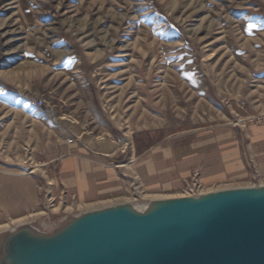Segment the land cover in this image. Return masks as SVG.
I'll list each match as a JSON object with an SVG mask.
<instances>
[{
    "label": "rangeland",
    "instance_id": "1",
    "mask_svg": "<svg viewBox=\"0 0 264 264\" xmlns=\"http://www.w3.org/2000/svg\"><path fill=\"white\" fill-rule=\"evenodd\" d=\"M250 124L264 127V0H0V248L107 205L262 186L257 173L206 185L196 170L152 192L127 170L160 144ZM102 145L118 148L122 192L69 197L58 161Z\"/></svg>",
    "mask_w": 264,
    "mask_h": 264
},
{
    "label": "water",
    "instance_id": "2",
    "mask_svg": "<svg viewBox=\"0 0 264 264\" xmlns=\"http://www.w3.org/2000/svg\"><path fill=\"white\" fill-rule=\"evenodd\" d=\"M4 241L0 264H264V186L119 204Z\"/></svg>",
    "mask_w": 264,
    "mask_h": 264
},
{
    "label": "crops",
    "instance_id": "3",
    "mask_svg": "<svg viewBox=\"0 0 264 264\" xmlns=\"http://www.w3.org/2000/svg\"><path fill=\"white\" fill-rule=\"evenodd\" d=\"M112 163L102 154L70 146L58 161V180L69 197L93 202L122 192L124 171ZM127 170L152 192L179 190L196 170L204 184L214 186L243 180L252 173L264 178V127L226 126L196 134L188 143L160 144L132 160Z\"/></svg>",
    "mask_w": 264,
    "mask_h": 264
},
{
    "label": "bare ground",
    "instance_id": "4",
    "mask_svg": "<svg viewBox=\"0 0 264 264\" xmlns=\"http://www.w3.org/2000/svg\"><path fill=\"white\" fill-rule=\"evenodd\" d=\"M38 107L41 108L40 104H38ZM49 114L55 121H60L57 117H55V115L52 112H49ZM82 136H85V135H82ZM89 142H90L91 145L94 143L93 139L89 140ZM110 146L111 147H107V145H102V146L99 147L98 151L103 153L104 156L109 157V156H111L110 154L112 153V151H116L118 149L117 147H114L112 145H110ZM262 186H264V185H262ZM262 186H258V187H262ZM237 189H249V188H246V187L245 188H230V189H226L225 188V189H222V190H219V191L222 192V191L237 190ZM215 192H217V191H215ZM155 200H159V199H155ZM116 205H118V204H115L114 206H116ZM109 206H112V205L104 206V208L109 207ZM101 209H103V208H101ZM88 210H93V209H88ZM88 210H86V211H88ZM95 210H99V209H95Z\"/></svg>",
    "mask_w": 264,
    "mask_h": 264
},
{
    "label": "built area",
    "instance_id": "5",
    "mask_svg": "<svg viewBox=\"0 0 264 264\" xmlns=\"http://www.w3.org/2000/svg\"><path fill=\"white\" fill-rule=\"evenodd\" d=\"M38 104H40L41 108L44 106V102L38 101Z\"/></svg>",
    "mask_w": 264,
    "mask_h": 264
}]
</instances>
